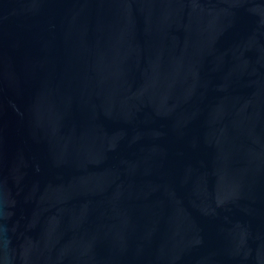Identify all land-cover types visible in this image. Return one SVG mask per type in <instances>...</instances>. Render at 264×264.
Returning <instances> with one entry per match:
<instances>
[{
	"label": "water",
	"instance_id": "water-1",
	"mask_svg": "<svg viewBox=\"0 0 264 264\" xmlns=\"http://www.w3.org/2000/svg\"><path fill=\"white\" fill-rule=\"evenodd\" d=\"M0 264H264V0H0Z\"/></svg>",
	"mask_w": 264,
	"mask_h": 264
}]
</instances>
